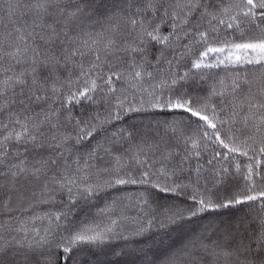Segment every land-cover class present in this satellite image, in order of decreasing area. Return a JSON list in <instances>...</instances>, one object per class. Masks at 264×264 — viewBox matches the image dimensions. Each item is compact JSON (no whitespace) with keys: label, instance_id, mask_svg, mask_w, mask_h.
<instances>
[{"label":"snow or ice","instance_id":"snow-or-ice-1","mask_svg":"<svg viewBox=\"0 0 264 264\" xmlns=\"http://www.w3.org/2000/svg\"><path fill=\"white\" fill-rule=\"evenodd\" d=\"M0 264H264V0H0Z\"/></svg>","mask_w":264,"mask_h":264},{"label":"trees","instance_id":"trees-1","mask_svg":"<svg viewBox=\"0 0 264 264\" xmlns=\"http://www.w3.org/2000/svg\"><path fill=\"white\" fill-rule=\"evenodd\" d=\"M105 199H110V197H105L103 199L98 200L97 203V207H103L104 203H105ZM96 209L94 208L93 211H95Z\"/></svg>","mask_w":264,"mask_h":264}]
</instances>
